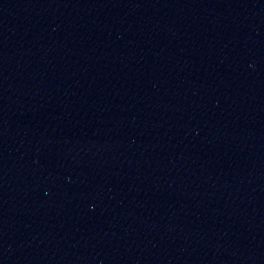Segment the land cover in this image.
I'll return each instance as SVG.
<instances>
[{
	"label": "water",
	"instance_id": "water-1",
	"mask_svg": "<svg viewBox=\"0 0 264 264\" xmlns=\"http://www.w3.org/2000/svg\"><path fill=\"white\" fill-rule=\"evenodd\" d=\"M0 264H264V0H0Z\"/></svg>",
	"mask_w": 264,
	"mask_h": 264
}]
</instances>
